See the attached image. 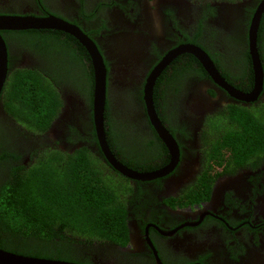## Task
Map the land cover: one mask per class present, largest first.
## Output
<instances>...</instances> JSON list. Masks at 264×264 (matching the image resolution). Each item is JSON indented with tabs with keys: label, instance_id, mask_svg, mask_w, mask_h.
Segmentation results:
<instances>
[{
	"label": "flooded vegetation",
	"instance_id": "af4514ba",
	"mask_svg": "<svg viewBox=\"0 0 264 264\" xmlns=\"http://www.w3.org/2000/svg\"><path fill=\"white\" fill-rule=\"evenodd\" d=\"M263 3L0 0V16L60 19L98 47L109 75V148L129 170L150 174L172 163L149 117L150 77L170 53L195 45L231 89L252 93L257 81L249 32ZM0 34L9 54L8 77L19 71L40 75L61 101L45 133L33 135L17 124L0 95V156L10 150L11 165L29 171L40 161L56 165L83 159L87 150L126 223L119 241L63 230L67 241L57 239L50 258L78 264H264V147L246 132L257 120L264 130V9L258 25L263 80L257 99L235 98L188 53L175 57L153 81L154 109L178 147L179 160L170 173L145 181L115 169L100 146L93 120L94 70L83 44L55 29ZM232 134L243 140L241 149H232L231 141L228 145ZM221 148L223 159L217 162ZM0 170L2 181L9 171L1 164Z\"/></svg>",
	"mask_w": 264,
	"mask_h": 264
},
{
	"label": "trees",
	"instance_id": "16d2710c",
	"mask_svg": "<svg viewBox=\"0 0 264 264\" xmlns=\"http://www.w3.org/2000/svg\"><path fill=\"white\" fill-rule=\"evenodd\" d=\"M1 95L17 124L33 135L45 133L61 106L56 89L40 75L26 71L10 75ZM252 123L246 131L248 139L264 147L263 124L258 120ZM230 141L232 149H241L243 140L239 136L232 134L228 145ZM221 145L222 140L218 146ZM8 151L0 156V164L9 171L0 180L1 249L53 259L50 255L58 249L53 245L56 240L67 241L61 234L63 230L114 241L125 237L123 210L114 204L112 187L92 166L87 150L83 151V159L56 165L40 161L38 167L29 171L12 166L14 155ZM223 151L217 150V162L223 159Z\"/></svg>",
	"mask_w": 264,
	"mask_h": 264
},
{
	"label": "water",
	"instance_id": "95a60500",
	"mask_svg": "<svg viewBox=\"0 0 264 264\" xmlns=\"http://www.w3.org/2000/svg\"><path fill=\"white\" fill-rule=\"evenodd\" d=\"M264 3L260 6L256 18L253 22V26L249 32L250 34V54L252 56L254 72L256 76V87L255 90L250 94H244L240 91L235 90L234 88H230L225 81H223L216 70L213 62L209 58V56L202 51L200 48L195 45H186L178 48L177 50L170 53L161 65L155 70V72L150 77L148 86L146 88V102L147 109L149 113V117L152 121L153 126L157 130L160 137L167 144L171 155H172V163L169 167L155 172V173H138L129 170L125 166H123L118 160L115 158L114 154L111 152L109 145L107 143L106 131H105V114H106V105L108 99V69L106 67L104 57L99 51L98 47L87 37L85 36L79 29L71 26L70 24L56 18H46V19H37V18H20V17H2L0 16V32L1 31H22V30H30V29H55L59 31L69 32L74 35L87 49L91 60L92 66L94 70V95H93V120L95 124L97 138L100 142V146L107 156L108 160L112 163V165L119 172L124 174L127 177L137 179V180H152L163 176L165 174L170 173L174 167L177 165L179 160V151L178 147L169 134V132L164 128L163 124L158 118V115L154 109V101H153V81L159 75L160 71L166 67L169 62H171L175 57L180 54H191L195 56L203 65L205 70L212 76L215 82L219 85H222L225 89L231 91V94L238 99L251 102L259 96L262 91V80H263V69L260 61V55L258 52V25L259 18L263 12ZM8 50L0 34V95L4 88V85L7 81L8 77ZM121 78V77H120ZM119 78V79H120ZM121 80V79H120ZM123 82V81H122ZM234 89V90H233ZM58 127L54 131L56 136H58ZM0 264H78L75 262L62 261L57 259H48V258H37L30 257L12 253L10 251H6L0 248Z\"/></svg>",
	"mask_w": 264,
	"mask_h": 264
},
{
	"label": "rangeland",
	"instance_id": "374dc122",
	"mask_svg": "<svg viewBox=\"0 0 264 264\" xmlns=\"http://www.w3.org/2000/svg\"><path fill=\"white\" fill-rule=\"evenodd\" d=\"M116 105V104H115ZM116 107H117V105H116ZM126 121V120H125Z\"/></svg>",
	"mask_w": 264,
	"mask_h": 264
}]
</instances>
